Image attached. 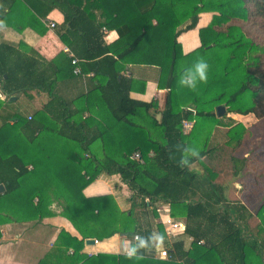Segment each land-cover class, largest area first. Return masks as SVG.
Returning <instances> with one entry per match:
<instances>
[{
	"label": "trees",
	"instance_id": "16d2710c",
	"mask_svg": "<svg viewBox=\"0 0 264 264\" xmlns=\"http://www.w3.org/2000/svg\"><path fill=\"white\" fill-rule=\"evenodd\" d=\"M53 10L61 15L55 34L63 36L82 71L92 76L60 81L58 65L33 47L0 42L4 100L29 93L46 96L30 120L16 110L0 127V229L49 217L54 203L81 237L62 231L57 244L78 255L88 239L135 232L164 235L154 208L161 202L185 226L182 236L165 238L168 259L154 258L150 248L133 258L79 254L75 263L264 264V201L249 232L251 213L238 200L226 198V186L219 180L226 159L234 174L246 159L229 152L225 159L223 145H209L216 126L226 127L228 138L243 131L241 124H231L229 114L264 119V0H0V27L16 32L30 28L42 36L46 29L41 20ZM204 12L212 15L197 30L200 45L184 54L178 38L195 29ZM105 29L114 30L117 38L106 43ZM199 58L209 65L207 80L192 90L180 87L181 72ZM62 62L71 76L67 54ZM136 67L155 70L157 87L165 90L162 105L129 96ZM125 68L131 74L124 75ZM69 88L77 93L67 97ZM89 90L98 91L95 106L111 113L112 127H103L85 108L72 105ZM184 121L192 122L187 133ZM239 144L237 140L234 147ZM186 146L196 147L199 155L179 166ZM194 164L203 168L192 169ZM101 171L118 174L128 187V210H119L111 196L82 194ZM48 173L64 184L73 201L60 200L53 186L36 187L35 179ZM135 209L143 217L140 228Z\"/></svg>",
	"mask_w": 264,
	"mask_h": 264
},
{
	"label": "crops",
	"instance_id": "0c3cea01",
	"mask_svg": "<svg viewBox=\"0 0 264 264\" xmlns=\"http://www.w3.org/2000/svg\"><path fill=\"white\" fill-rule=\"evenodd\" d=\"M201 15L202 14H200V16ZM210 17L211 14L204 20V23H200L201 18L199 17V21L195 29L184 32L179 36L178 42L180 43L181 50L184 54L192 51L200 45L197 30L200 27L205 26L210 20ZM41 21L44 23L46 29L42 36L38 35L30 28H25L20 32H16L2 26L0 27V42L11 45L23 42L26 45L33 47L34 50L45 59L52 60L58 65L59 73L57 78L60 81L71 77L81 79L83 81L84 78L92 76L91 72L84 73V77L74 76L73 74L70 76V68H68V64L62 62L64 54H67L65 39L63 36L56 35L54 29H50L48 27L50 22H53L55 27L59 25L61 22V15L57 11L53 10L44 20ZM104 33V40L106 43H110L117 38V34L114 30L109 31L105 29ZM81 63L82 62H80V64ZM122 73L126 76L131 74L127 68H125ZM133 74L135 76V81L129 96L132 99L143 102L156 100L159 105H162L164 102L165 90L157 87L155 70L136 67L134 68ZM142 83H144L143 89L141 88ZM70 90V93L65 94L67 97H71L77 93L75 88ZM98 94L97 90H89L82 96L76 99L74 98L72 105L75 108H85L86 115H90V117L100 122L103 127L110 128L115 124V119L105 107L98 108L95 106V98ZM10 98L8 101L4 100V96L0 90V102L2 103V108L0 109V127L10 119L9 117L16 110H20L22 112V108L24 106L28 107L31 105V109L29 111L26 113L22 112L25 116H30L35 111L39 110L42 104L46 101V96L44 94L36 95L34 93L20 94L18 97L14 96L13 100H10ZM8 123L10 125L13 124L11 121ZM231 156L239 159L236 154H232ZM85 157L87 158V156ZM197 166L198 165H196V167ZM244 171L245 170L240 171L242 172L241 174L239 172L234 174L233 170H231L228 178L224 179V182L222 180L220 182L226 186L225 196L227 195V192L234 194V198H226L229 201L232 199L238 200L251 213L252 217L248 221V228L250 230L249 232H252V229H254L255 225L258 223L255 213L264 201V174L257 178L254 174H245L246 171ZM246 177H248L249 180ZM233 178L236 179L233 184L235 185L238 183L236 186L239 189L236 192H234L233 189L227 185ZM34 183L38 189L53 186L60 196V200L65 202L73 201L71 194L66 190L64 184L52 173L39 176L35 179ZM82 194L85 197L103 195L111 196L119 210L125 211L130 208L131 192L121 181L118 174L108 175L102 171L97 172V174L82 190ZM159 204L160 202L158 203V206L160 207L164 206ZM50 210L53 212V215L49 217L29 222H11L4 224L1 227L0 264H38L40 261H43L46 264H77L75 263V260L79 254L87 257H93L97 254L125 255L124 249L136 242L132 239V236H124L120 234H115L100 241L92 239L94 240L93 244H86L85 240L83 242V246L78 251V255H74L73 248L70 247L66 249L65 246L58 245L56 240L58 234L62 231L71 237L77 238L78 240L81 239L79 233L75 230L69 220L59 215L60 209L56 204H51ZM135 213L138 227L140 228L144 225V221L142 220L143 217L141 213L139 214L137 211ZM135 234L138 235L139 233L135 232ZM144 249L146 250L145 253L151 251L150 248ZM154 250L157 249L154 248ZM154 250L150 252L151 255H153Z\"/></svg>",
	"mask_w": 264,
	"mask_h": 264
},
{
	"label": "rangeland",
	"instance_id": "374dc122",
	"mask_svg": "<svg viewBox=\"0 0 264 264\" xmlns=\"http://www.w3.org/2000/svg\"><path fill=\"white\" fill-rule=\"evenodd\" d=\"M210 14L211 13L208 12L202 13V15L200 16L201 18L200 23H204V20L207 19V17H209ZM30 107L31 105H29L28 107L24 106L22 108V112L26 113L31 109ZM229 118L232 120L231 123L232 125L235 123L241 124L244 127L243 131L232 138H228L225 133L227 131V128L222 126H216L213 128V131L211 133L209 145L210 146L223 145L224 152L226 153L224 157L225 159L227 158L228 152H229V156H231L232 154H236L239 159L245 157L246 159L245 165L244 168L241 169V171L245 170L246 171V172L244 171L245 174H254V176H256L257 178L262 176L264 174V119H257L251 115L239 116L236 114H229ZM188 131L189 130L183 129V133H187ZM237 140H240V144L239 146L234 147ZM225 161L226 163L222 164L223 169L219 172L220 181L222 180L223 182L224 179L228 178L232 170L230 167V163H228L227 159ZM200 166L201 165L196 167V164H194L191 166V168L198 170ZM203 166L205 165L203 164ZM239 173L241 174L242 172ZM235 180L236 179L233 178L231 181L229 180L230 183L227 184L228 187L233 189L234 192H236L239 189L236 186V184L238 185V183H236L235 185L233 184ZM226 194H227L226 197L234 198V194L228 192ZM135 210L139 214L141 213V210L139 209H135ZM135 210H134V217L136 218Z\"/></svg>",
	"mask_w": 264,
	"mask_h": 264
},
{
	"label": "clouds",
	"instance_id": "9594fccd",
	"mask_svg": "<svg viewBox=\"0 0 264 264\" xmlns=\"http://www.w3.org/2000/svg\"><path fill=\"white\" fill-rule=\"evenodd\" d=\"M209 65L206 60L199 58L196 62L189 68H185L179 78L178 85L187 89H195L199 83H203L208 78ZM199 152L196 147L186 146L182 150L181 158L178 162L179 166H187L190 157H198ZM135 243L131 244L124 249L125 255L128 258L137 257L140 249L144 248H155L161 249L164 244L165 237L159 231H154L150 233L147 237L135 236Z\"/></svg>",
	"mask_w": 264,
	"mask_h": 264
},
{
	"label": "built area",
	"instance_id": "2783aa9c",
	"mask_svg": "<svg viewBox=\"0 0 264 264\" xmlns=\"http://www.w3.org/2000/svg\"><path fill=\"white\" fill-rule=\"evenodd\" d=\"M48 27L50 29H54L55 25L53 22H50L48 24ZM66 53L68 54V57L70 59V64L72 65V74L74 76H85V72L82 71L81 67H80V61L75 58L67 49H66ZM90 75V74H87ZM30 116H27V119L30 120ZM183 125V129L184 130H189L192 122L190 121H184L182 123ZM134 159H139V155L138 154H134ZM159 203V202H158ZM158 203H156L154 205L155 208V212L158 216V219L156 221L157 224L161 225L162 230L164 232V237L166 238V240L171 241L174 239H177L178 237L182 236L184 234V223L182 221L176 220L174 219L171 215H170V207L168 204L165 203H161L159 205H164L162 207L158 206ZM137 236V234L132 235V239L134 240V237ZM189 240H191L189 238ZM201 243V242H200ZM167 248L166 247H162L161 249H157L154 250L153 252V257L156 259H161V260H165L169 258L168 252H167Z\"/></svg>",
	"mask_w": 264,
	"mask_h": 264
},
{
	"label": "water",
	"instance_id": "95a60500",
	"mask_svg": "<svg viewBox=\"0 0 264 264\" xmlns=\"http://www.w3.org/2000/svg\"><path fill=\"white\" fill-rule=\"evenodd\" d=\"M13 99H14V97L10 98V100H13ZM2 190H3V186L0 185V191H2ZM93 242H94V240H92V239L91 240L89 239V240L85 241L86 244H93Z\"/></svg>",
	"mask_w": 264,
	"mask_h": 264
}]
</instances>
